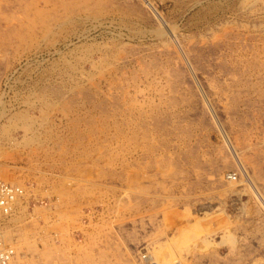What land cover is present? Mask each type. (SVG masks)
Returning <instances> with one entry per match:
<instances>
[{
	"label": "rangeland",
	"instance_id": "obj_1",
	"mask_svg": "<svg viewBox=\"0 0 264 264\" xmlns=\"http://www.w3.org/2000/svg\"><path fill=\"white\" fill-rule=\"evenodd\" d=\"M0 182L13 264H264V0H0Z\"/></svg>",
	"mask_w": 264,
	"mask_h": 264
},
{
	"label": "built area",
	"instance_id": "obj_2",
	"mask_svg": "<svg viewBox=\"0 0 264 264\" xmlns=\"http://www.w3.org/2000/svg\"><path fill=\"white\" fill-rule=\"evenodd\" d=\"M227 180H236L235 174H228ZM25 190L22 186L0 182V264H13L16 253L14 246L7 242L3 235V223L10 217L19 202L25 198ZM142 259L148 260L144 254Z\"/></svg>",
	"mask_w": 264,
	"mask_h": 264
},
{
	"label": "bare ground",
	"instance_id": "obj_3",
	"mask_svg": "<svg viewBox=\"0 0 264 264\" xmlns=\"http://www.w3.org/2000/svg\"><path fill=\"white\" fill-rule=\"evenodd\" d=\"M152 264H154V263H152Z\"/></svg>",
	"mask_w": 264,
	"mask_h": 264
}]
</instances>
